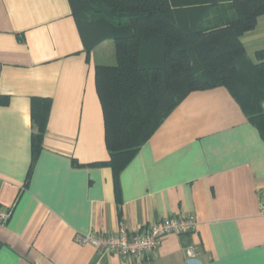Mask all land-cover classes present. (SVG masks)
I'll return each instance as SVG.
<instances>
[{
  "label": "crops",
  "instance_id": "1",
  "mask_svg": "<svg viewBox=\"0 0 264 264\" xmlns=\"http://www.w3.org/2000/svg\"><path fill=\"white\" fill-rule=\"evenodd\" d=\"M240 40L257 62L264 14ZM106 62L113 42L86 51L69 0H0V205L11 206L0 264H264V139L230 92H189L115 178L101 164L95 66ZM165 216L192 217L196 230L165 234L140 260L77 241Z\"/></svg>",
  "mask_w": 264,
  "mask_h": 264
},
{
  "label": "trees",
  "instance_id": "2",
  "mask_svg": "<svg viewBox=\"0 0 264 264\" xmlns=\"http://www.w3.org/2000/svg\"><path fill=\"white\" fill-rule=\"evenodd\" d=\"M69 1L86 51L114 44L115 63L96 64L95 83L110 155L101 164L115 178L193 90L225 87L264 139V49L253 62L240 40L264 14V0Z\"/></svg>",
  "mask_w": 264,
  "mask_h": 264
},
{
  "label": "built area",
  "instance_id": "3",
  "mask_svg": "<svg viewBox=\"0 0 264 264\" xmlns=\"http://www.w3.org/2000/svg\"><path fill=\"white\" fill-rule=\"evenodd\" d=\"M11 214V206L0 205V222H6ZM197 222L188 216H165L145 225L142 229L130 231L122 225L115 232L88 233L77 238L79 243L90 242L99 250L117 253L123 257L140 260L155 255L161 237L168 233L184 234L196 230ZM188 260L195 256V248L185 250Z\"/></svg>",
  "mask_w": 264,
  "mask_h": 264
},
{
  "label": "rangeland",
  "instance_id": "4",
  "mask_svg": "<svg viewBox=\"0 0 264 264\" xmlns=\"http://www.w3.org/2000/svg\"><path fill=\"white\" fill-rule=\"evenodd\" d=\"M109 42L112 43V41L109 40ZM109 47L108 44H105L103 47H101V49H99V55H101V58L103 61H108L110 59V56L107 57L108 53H109ZM108 58V59H107ZM107 59V60H106ZM104 65H110L106 63H103Z\"/></svg>",
  "mask_w": 264,
  "mask_h": 264
}]
</instances>
